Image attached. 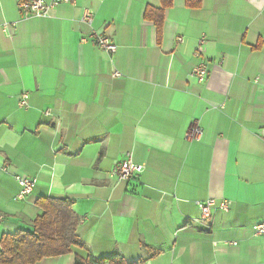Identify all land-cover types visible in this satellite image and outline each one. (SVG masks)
I'll return each instance as SVG.
<instances>
[{
	"label": "crops",
	"instance_id": "crops-1",
	"mask_svg": "<svg viewBox=\"0 0 264 264\" xmlns=\"http://www.w3.org/2000/svg\"><path fill=\"white\" fill-rule=\"evenodd\" d=\"M26 1L0 0V247L50 198L72 204L83 247L36 264H264V0H172L160 33L144 19L160 0H75L46 17L24 16ZM127 157L145 170L118 182ZM20 176L36 181L23 198ZM208 200L229 208L203 219Z\"/></svg>",
	"mask_w": 264,
	"mask_h": 264
},
{
	"label": "trees",
	"instance_id": "trees-1",
	"mask_svg": "<svg viewBox=\"0 0 264 264\" xmlns=\"http://www.w3.org/2000/svg\"><path fill=\"white\" fill-rule=\"evenodd\" d=\"M202 0H186L191 9H198ZM161 8H147L144 19L152 21L160 33L163 11L171 6L172 0H160ZM37 207L41 214L33 222V230L18 231L1 239L0 264H36L46 258L66 256L74 247H83L76 236L80 218L74 213L72 204L64 199H40ZM127 263L120 255L95 259L76 257L74 264H138Z\"/></svg>",
	"mask_w": 264,
	"mask_h": 264
},
{
	"label": "built area",
	"instance_id": "built-area-1",
	"mask_svg": "<svg viewBox=\"0 0 264 264\" xmlns=\"http://www.w3.org/2000/svg\"><path fill=\"white\" fill-rule=\"evenodd\" d=\"M75 0H28L26 2L19 3L18 7L24 16H35V17H46L49 15L50 10L57 7L58 5H73ZM94 18V14L91 10L85 9L81 17V23L90 26ZM5 31V30H4ZM93 44L100 50L106 53H114L116 46L113 45L108 38L103 36L100 32H93L91 35ZM177 42L183 44V38H178ZM204 44L203 40L198 41V45ZM198 56V52L195 54ZM191 77L196 80L199 84L204 83L208 77V66L204 62H200L193 67L190 73ZM121 74L114 71L112 74L113 78H119ZM20 107L27 106V96L24 95L19 102ZM202 130L195 124L185 135L187 142L198 141L202 137ZM5 166L3 170L5 171ZM145 170L142 164L135 163L131 157H127L121 161H115L113 164L111 175L118 182H128L131 179L141 175ZM17 184L20 188L18 198H23L32 192L33 187L36 184L35 180H29L25 177H17ZM197 205L201 209L202 218L207 219L210 216V210L214 208L217 203L215 200H208L205 202H198ZM222 211H227L229 203L222 201L217 205ZM3 221V217L0 216V222ZM255 235L264 236V223L256 225L253 228Z\"/></svg>",
	"mask_w": 264,
	"mask_h": 264
}]
</instances>
